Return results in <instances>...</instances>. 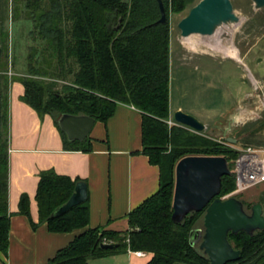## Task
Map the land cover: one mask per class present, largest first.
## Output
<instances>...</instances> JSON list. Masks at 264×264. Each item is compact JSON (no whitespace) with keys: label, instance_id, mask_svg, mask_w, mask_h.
I'll return each mask as SVG.
<instances>
[{"label":"trees","instance_id":"16d2710c","mask_svg":"<svg viewBox=\"0 0 264 264\" xmlns=\"http://www.w3.org/2000/svg\"><path fill=\"white\" fill-rule=\"evenodd\" d=\"M13 1L15 21L23 13L25 20L33 25L29 34L34 44L25 59L27 73L23 78L13 76L10 80L6 75L8 67H0V254L3 259L9 256L11 221L8 97L11 82H20L25 89L22 101L40 117L49 115L54 119L65 151L90 153L93 144L90 135L83 141H70L59 126L62 115H85L106 123L118 105L133 106L142 116V153L160 169L159 190L129 214V230L125 232L88 228V198L65 214L52 217L56 209L69 201L81 180H72L53 170L42 172L36 194L39 224H46L51 233L83 231L46 264H89L91 259L128 250L151 254L148 264H211L199 245L190 242L191 232L201 229L197 222L202 216L204 221L205 211L190 213L181 223L172 220L175 169L180 160L189 156L224 157L232 170L239 156L238 151L223 147L209 136L194 135L185 127L168 124L171 117L169 14L182 12L195 0H162L167 13L165 24L159 23L161 11L157 0ZM57 82L64 83L61 91L54 89ZM235 189L234 174L224 176L218 198ZM19 214L31 220L26 194L21 196ZM31 223L34 228L38 225L32 220ZM229 241L241 251V258L228 264H264V230L254 236L230 233ZM103 244H113L116 248L106 250Z\"/></svg>","mask_w":264,"mask_h":264},{"label":"crops","instance_id":"0c3cea01","mask_svg":"<svg viewBox=\"0 0 264 264\" xmlns=\"http://www.w3.org/2000/svg\"><path fill=\"white\" fill-rule=\"evenodd\" d=\"M240 54L237 53V58L223 59L239 66ZM196 56L190 57L189 62L195 61ZM24 91L20 82H11L8 97L10 245L8 259L4 260L0 254V264H46L83 232L51 233L46 224H39L36 194L42 172L53 170L87 184L90 229L129 230V214L160 187L159 167L152 165L142 153V116L136 108L120 104L106 123L96 122L90 132L92 152L65 151L54 119L49 115L40 117L23 102ZM228 91L234 105L227 119L236 110L244 113L250 88L238 84L233 91ZM171 104L170 95L172 111ZM177 110L196 114L207 128L216 120L211 106L202 112L182 106ZM170 119H174L172 112ZM220 125L212 130L219 129ZM24 194L30 200V218L38 224L35 228L27 216L19 214V202ZM123 256L125 259L111 255L100 260H104L102 264H148L152 258L151 254L136 257L129 252Z\"/></svg>","mask_w":264,"mask_h":264},{"label":"rangeland","instance_id":"374dc122","mask_svg":"<svg viewBox=\"0 0 264 264\" xmlns=\"http://www.w3.org/2000/svg\"><path fill=\"white\" fill-rule=\"evenodd\" d=\"M200 1L195 0L193 5L186 7L182 12L177 14L170 12L169 14L171 26V112L174 116L180 106L202 112L211 106L216 113L215 122L209 124V128L203 134L188 130L190 133L209 136L210 139L222 144L223 147L234 151L246 147H262L264 146V8L255 9L253 0H231L240 21L237 24L224 26V28L228 27L233 31L223 37L222 44H218L212 36L192 35L184 39L178 24ZM23 8V5L20 6L21 11ZM15 9L13 0H0V67H8L6 75L10 80L13 76L23 78L27 73L25 59L29 48L34 44L33 38L29 34L33 25L25 20L23 13L20 14L19 20L15 21ZM221 31L220 34H224L223 28ZM217 32L216 30L214 34ZM223 45L225 47L233 45L235 50H238L237 53H241L239 66L230 59H223L229 57ZM194 54H197L195 61L189 62V58ZM5 84L3 81V95H5ZM238 84H243L245 88L249 86L250 96L244 102V113H238L236 110L227 119L234 105L228 90L233 91V88ZM63 85V82H57L54 89L61 91ZM192 116L202 122L201 117L196 114ZM217 124H221V129L211 132ZM229 128L230 130L225 136V130ZM224 136L236 139L237 144L233 145L227 142ZM3 140L4 134H2ZM233 194L234 191H231L221 199L238 198L243 202L248 214L254 205L261 204L264 215V184L238 195ZM197 227L204 230L202 228L203 216L197 222ZM233 246L235 245L233 244ZM123 255L125 253L115 256L124 258ZM103 261L91 259L89 264L105 263Z\"/></svg>","mask_w":264,"mask_h":264},{"label":"water","instance_id":"95a60500","mask_svg":"<svg viewBox=\"0 0 264 264\" xmlns=\"http://www.w3.org/2000/svg\"><path fill=\"white\" fill-rule=\"evenodd\" d=\"M157 1L161 11L159 23L165 24L167 13L163 1ZM253 1L255 9L264 8V0ZM239 21L231 0H201L180 21L178 28L182 38L186 39L192 35H213L219 27L237 24ZM174 121L198 134H203L208 129L196 117L183 111L175 113ZM95 123V119L85 115L64 114L59 118V126L70 141L85 140ZM230 128L225 130V136ZM225 140L233 145L237 144V140L231 137H225ZM231 174L227 159L217 156H189L180 160L175 169L172 220L181 223L190 213L205 211L204 230H193L190 234V242L192 245H199L211 264H228L240 260L241 251L230 243V233L236 235L245 232L254 236L256 232L264 230L261 204L254 205L251 214H248L243 202L238 198L231 197L226 200L218 198L221 193L222 178ZM87 198V184L77 183L69 201L56 209L52 217L65 214L71 208L84 203ZM102 248L113 250L116 245L103 244Z\"/></svg>","mask_w":264,"mask_h":264},{"label":"built area","instance_id":"2783aa9c","mask_svg":"<svg viewBox=\"0 0 264 264\" xmlns=\"http://www.w3.org/2000/svg\"><path fill=\"white\" fill-rule=\"evenodd\" d=\"M168 124L170 126L178 125L174 119H170ZM185 128L191 130L187 127ZM238 152L239 156L233 162V168L231 170L235 176L236 183V189L233 195H238L264 184V146L259 148L246 147ZM128 252L130 254L133 253L136 257H144L146 255L141 251L128 250Z\"/></svg>","mask_w":264,"mask_h":264},{"label":"bare ground","instance_id":"6f19581e","mask_svg":"<svg viewBox=\"0 0 264 264\" xmlns=\"http://www.w3.org/2000/svg\"><path fill=\"white\" fill-rule=\"evenodd\" d=\"M224 26H226V25H223V26H221V28H223L224 29V34H220L222 31H221V28H218L217 29V33L216 34H214V35H210V36H212L213 38H214V40L218 43V44H222V42H223V37H225V36H227V34L228 33H232V31L233 30H231V29H229L228 27H225L224 28ZM234 27V26H233ZM234 29V28H233ZM234 45V44H233ZM233 45H230L229 47L228 46H224L225 48H226V52H227V55H229V56H231V57H233V58H237V51L235 50V48H234V46ZM256 80V79H255Z\"/></svg>","mask_w":264,"mask_h":264},{"label":"flooded vegetation","instance_id":"af4514ba","mask_svg":"<svg viewBox=\"0 0 264 264\" xmlns=\"http://www.w3.org/2000/svg\"><path fill=\"white\" fill-rule=\"evenodd\" d=\"M247 212V211H246ZM251 212H252V209H251ZM251 212H250V214H251Z\"/></svg>","mask_w":264,"mask_h":264}]
</instances>
